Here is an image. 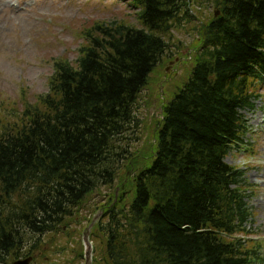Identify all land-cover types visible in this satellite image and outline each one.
I'll use <instances>...</instances> for the list:
<instances>
[{
    "label": "trees",
    "instance_id": "trees-1",
    "mask_svg": "<svg viewBox=\"0 0 264 264\" xmlns=\"http://www.w3.org/2000/svg\"><path fill=\"white\" fill-rule=\"evenodd\" d=\"M129 1L139 25L95 24L76 62H54L39 106L18 122L0 120V264L37 252L29 234H54L102 189L103 210L91 206L102 210L90 235L94 264L260 260L253 189L224 159L243 142L242 112L264 84V0ZM192 8L205 19L198 25ZM193 24L187 78L162 105L149 160L116 196L139 139V94L163 58L180 52L166 36Z\"/></svg>",
    "mask_w": 264,
    "mask_h": 264
},
{
    "label": "rangeland",
    "instance_id": "rangeland-1",
    "mask_svg": "<svg viewBox=\"0 0 264 264\" xmlns=\"http://www.w3.org/2000/svg\"><path fill=\"white\" fill-rule=\"evenodd\" d=\"M12 11L23 12L15 28H0V120L12 123L18 122L22 112L37 105L39 96L48 92L55 61L76 62L79 47L86 42L84 33L87 30L100 22L120 23L125 19L139 25L138 11L119 0H26L19 10ZM202 11L206 15L212 13L207 9ZM191 14L196 25L205 20L193 8ZM196 34L193 24L173 28L170 37L166 36L172 48L180 52L172 55L174 59L163 58L139 94L136 102L139 139L133 144L134 157L119 171L114 188L116 196L120 194L122 183L129 182L130 172L144 166L150 158L162 105L187 78ZM258 94L254 109L242 112L248 125L245 144L231 150L224 161L244 169V179L253 189L250 201L254 218L252 238L264 249V242L260 241L264 240V85ZM125 187L130 191V184ZM106 199V190L102 189L90 195L79 212L77 210L64 225H59L54 234L38 237L29 234L30 241L40 242L31 264H94L90 235L105 206L101 201ZM96 203L102 210L91 209ZM13 260L9 258L4 264ZM255 264H264V257Z\"/></svg>",
    "mask_w": 264,
    "mask_h": 264
},
{
    "label": "clouds",
    "instance_id": "clouds-1",
    "mask_svg": "<svg viewBox=\"0 0 264 264\" xmlns=\"http://www.w3.org/2000/svg\"><path fill=\"white\" fill-rule=\"evenodd\" d=\"M22 3L26 4V0H0V21H6L0 23V28H15L18 17L22 16L23 12L14 13L12 10H19Z\"/></svg>",
    "mask_w": 264,
    "mask_h": 264
},
{
    "label": "water",
    "instance_id": "water-1",
    "mask_svg": "<svg viewBox=\"0 0 264 264\" xmlns=\"http://www.w3.org/2000/svg\"><path fill=\"white\" fill-rule=\"evenodd\" d=\"M31 257L25 258L23 260H15L11 264H29Z\"/></svg>",
    "mask_w": 264,
    "mask_h": 264
},
{
    "label": "bare ground",
    "instance_id": "bare-ground-1",
    "mask_svg": "<svg viewBox=\"0 0 264 264\" xmlns=\"http://www.w3.org/2000/svg\"><path fill=\"white\" fill-rule=\"evenodd\" d=\"M217 15H218V13H215V16H217ZM145 86H146V85H145ZM145 86H144V87H145ZM144 87H143V88H144Z\"/></svg>",
    "mask_w": 264,
    "mask_h": 264
}]
</instances>
